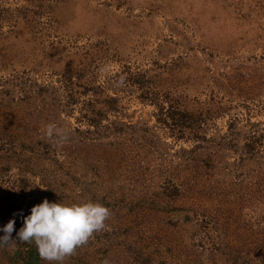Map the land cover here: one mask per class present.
<instances>
[{"label":"rangeland","instance_id":"374dc122","mask_svg":"<svg viewBox=\"0 0 264 264\" xmlns=\"http://www.w3.org/2000/svg\"><path fill=\"white\" fill-rule=\"evenodd\" d=\"M44 198L110 216L0 264H264V0H0V225Z\"/></svg>","mask_w":264,"mask_h":264},{"label":"clouds","instance_id":"9594fccd","mask_svg":"<svg viewBox=\"0 0 264 264\" xmlns=\"http://www.w3.org/2000/svg\"><path fill=\"white\" fill-rule=\"evenodd\" d=\"M47 134H55L60 142L67 139L66 133L54 124L47 126ZM109 216V208L98 202L68 204L44 198L31 207L27 216L21 209L0 225V247H13L17 241L35 242L41 258L60 262L86 244L94 232L105 228ZM17 218L22 219L23 226L14 236Z\"/></svg>","mask_w":264,"mask_h":264}]
</instances>
